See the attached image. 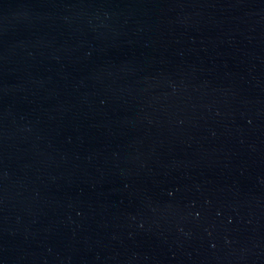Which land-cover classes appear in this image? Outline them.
Wrapping results in <instances>:
<instances>
[{
	"label": "water",
	"instance_id": "1",
	"mask_svg": "<svg viewBox=\"0 0 264 264\" xmlns=\"http://www.w3.org/2000/svg\"><path fill=\"white\" fill-rule=\"evenodd\" d=\"M0 264H264V0H0Z\"/></svg>",
	"mask_w": 264,
	"mask_h": 264
}]
</instances>
